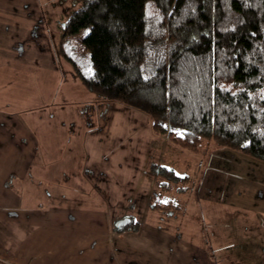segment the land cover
Masks as SVG:
<instances>
[{"label": "crops", "instance_id": "0c3cea01", "mask_svg": "<svg viewBox=\"0 0 264 264\" xmlns=\"http://www.w3.org/2000/svg\"><path fill=\"white\" fill-rule=\"evenodd\" d=\"M49 18L0 0V264H264V197L157 190L152 167L189 182L183 150L86 92ZM238 205L249 218L230 216ZM125 216L138 229L115 233Z\"/></svg>", "mask_w": 264, "mask_h": 264}, {"label": "trees", "instance_id": "16d2710c", "mask_svg": "<svg viewBox=\"0 0 264 264\" xmlns=\"http://www.w3.org/2000/svg\"><path fill=\"white\" fill-rule=\"evenodd\" d=\"M57 48L86 92L145 115L153 137L264 164V0H80ZM150 170L159 191L188 182ZM137 229L126 216L112 225Z\"/></svg>", "mask_w": 264, "mask_h": 264}, {"label": "rangeland", "instance_id": "374dc122", "mask_svg": "<svg viewBox=\"0 0 264 264\" xmlns=\"http://www.w3.org/2000/svg\"><path fill=\"white\" fill-rule=\"evenodd\" d=\"M38 1L44 14L50 15V21L49 24L46 21V27L55 30L57 26L62 27L66 17L78 6L80 0ZM83 35L84 33H81L76 37L72 42L73 45H77ZM81 55L88 61L85 53ZM203 144H208V147L203 146L197 154L182 152L183 158L186 157L187 160L189 176L188 183L178 185L184 193L182 197H264V164L235 154V152L221 148L212 142ZM214 150L221 152L220 155L216 156ZM241 202L243 201L241 200L239 203ZM227 210L230 216H234L235 221H238L239 217L249 218L250 216L249 211L243 205L229 206ZM239 220L245 221L242 218ZM204 231L206 234L207 230Z\"/></svg>", "mask_w": 264, "mask_h": 264}]
</instances>
